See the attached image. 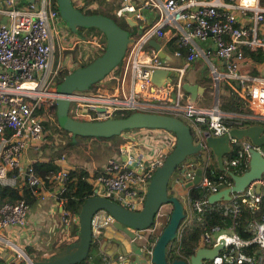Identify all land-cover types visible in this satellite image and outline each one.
I'll return each instance as SVG.
<instances>
[{"label": "built area", "instance_id": "2783aa9c", "mask_svg": "<svg viewBox=\"0 0 264 264\" xmlns=\"http://www.w3.org/2000/svg\"><path fill=\"white\" fill-rule=\"evenodd\" d=\"M76 1L72 0L79 9L99 7L93 4L97 0ZM113 10L117 17L143 25L134 32L132 26L122 59L97 81L95 89L93 85L67 96L68 114L84 121L133 111L181 118L191 131L192 142L202 146L178 162L168 178L167 194L179 198L184 216L174 237L165 244L166 260L194 264L191 257L197 248L221 245L214 256L201 260L205 264H264V172L243 190L230 193L229 199L208 200L210 194L232 185L230 173L248 169L250 150H260L261 146L248 137L231 135L230 149L222 154L223 167L219 168L206 143L209 135H223L231 128L264 121V60L248 54L264 53V0H121ZM143 10L150 13L149 18ZM69 35L84 41L70 32L59 14L57 0H0V185L17 189L20 195L13 202L0 204V228L15 226L23 232L28 226L25 188L33 197L44 199L51 194L56 198L65 186L71 166L64 155L54 158L56 169L42 175L33 165L35 159H24L23 152L44 143L47 132L57 127L56 86L65 75V64L55 49ZM150 39L157 40L159 48L150 45ZM95 44V52L103 51L104 35L95 36ZM197 59L202 60L213 87L208 106L190 101L183 86ZM157 69L166 70L160 82L153 79ZM222 92L229 97L224 103L236 109L220 107ZM120 138L97 173L88 169L87 179L93 185L91 195L137 211L144 205L155 170L174 148L176 135L165 127L144 126L126 128ZM170 211L162 213L159 208L144 235L132 240L148 255ZM161 215H166L165 223L158 218ZM72 220L77 224L75 240L79 213ZM112 220L105 209L94 212L92 241L100 244L102 231ZM191 230H198V235L193 253L186 255L182 242ZM141 236L144 241L139 240ZM2 241L11 250L7 263L32 261L24 247L0 235ZM114 258L122 260L123 255H105L100 264Z\"/></svg>", "mask_w": 264, "mask_h": 264}, {"label": "water", "instance_id": "95a60500", "mask_svg": "<svg viewBox=\"0 0 264 264\" xmlns=\"http://www.w3.org/2000/svg\"><path fill=\"white\" fill-rule=\"evenodd\" d=\"M60 16L72 32L79 26L94 27L104 36L106 45L104 50L86 65H78L58 82L56 92V119L58 125L74 134L83 136L110 137L120 135L122 130L134 127H165L176 135L175 146L166 156L165 161L155 170L148 186V191L142 209L133 211L118 202L100 195H90L82 203L79 210V234L75 241L57 250L47 258L35 259L31 262L21 261L17 264H77L83 260L89 251L92 240L91 218L98 209H105L113 217L112 226L126 234L133 240L138 234H144L146 228L154 222V217L162 204L170 203L166 225L158 235L150 255L152 264H187L185 260L175 259L168 262L165 257V244L174 237L176 227L184 216L183 206L175 195L167 194L168 178L178 162L189 154L196 152L202 145L192 142V134L188 125L179 117L161 113L134 111L124 117H115L97 121L76 120L69 116L68 95L74 90H87L91 85L101 80L116 66L126 49L129 31L121 27L112 17L103 13H84L74 6L72 0H57ZM127 22L134 27L136 22L127 18ZM135 28V27H134ZM136 29H133V32ZM149 44L159 48L160 43L150 39ZM161 55H165L160 51ZM166 70L157 69L153 72V79L160 82ZM184 89L190 92V101H195L197 92L203 90L196 81L184 83ZM248 137L261 149H251L248 169L241 174L230 173L232 185L220 189L208 196L209 202L229 199L230 193L241 191L252 180L257 179L264 172V125L254 123L245 127H234L228 133L214 136L209 135L206 143L214 153L219 168H222V154L229 151V137ZM200 169H198V172ZM199 176L196 177V180ZM120 242V241H119ZM121 243V242H120ZM221 245L211 248H197L191 261L194 264H205L202 257L214 256ZM0 264H9L0 261Z\"/></svg>", "mask_w": 264, "mask_h": 264}, {"label": "crops", "instance_id": "0c3cea01", "mask_svg": "<svg viewBox=\"0 0 264 264\" xmlns=\"http://www.w3.org/2000/svg\"><path fill=\"white\" fill-rule=\"evenodd\" d=\"M114 1V0H112ZM143 22H140L135 24L133 29L138 30L140 27H142ZM73 34H77L76 32H73ZM74 51L72 54L70 55H74L72 58L70 59H65L67 57V55H62L60 54V57L62 59V61L65 64L64 69L68 70H72L75 67H77L78 64V58L76 55L77 50L79 51V48L77 49V47H73ZM76 48V49H75ZM70 63H67V62ZM199 62V63H198ZM198 64H201L202 66V60L197 59V61L194 63V65L190 68V70L186 73L185 79H184V83L186 82H194L196 81L198 83V85H201L203 87V90H199L197 92L195 101L201 105L204 106H208L210 102H203L204 100H206L207 97H205L203 95V93L205 92V85H203L202 82V78H201V74H199L195 68L199 67ZM206 70V69H205ZM204 78L206 79L207 85H208V95H211L213 97V92H212V86L210 85V78L209 75L207 74V70L204 72ZM187 96L188 98H190V92L186 90ZM228 94L225 92L224 96L222 97V99H229V97L227 96ZM228 101V100H226ZM226 105V104H225ZM228 105V104H227ZM260 124V123H259ZM43 144V143H42ZM42 144L40 143L39 145H37V148L34 147H27L24 152H23V157L24 159H30V160H34L35 158H40L41 160H47L49 159L50 155L53 153H48L47 149L42 148ZM47 147V145H46ZM48 154V155H46ZM61 155H55V158H59ZM35 202L38 205V210L34 209L32 210L31 206L30 209L28 211V226L27 227H23V232L20 231V229L18 227L15 226H7L4 228H0V235H2L3 237H8L9 239L15 241L16 243H18L20 246L23 247V245H21V241L24 243L25 247H34L36 249L35 252V257H39V256H45L47 254H53L54 250L50 251V252H42L43 250H45L48 245H50L53 242V234H55V230H57L59 227H62L63 229V234L59 236V238H64L60 241V243H57V245H55V251H57L60 248V244H66L67 240V244L68 243H72L74 240V237H70L67 232L65 230L67 229V224L65 225L63 223V225H54L53 222L58 220V216L54 214L55 210H58L60 212L61 209V202L58 203L55 196H53L52 194L47 196L44 199H41L39 197H35ZM54 201L55 205L53 206L52 202ZM51 205V206H50ZM43 206H47L46 209V215L49 216V214H51V217H47L45 215H43L41 209ZM56 206L57 209H55L54 207ZM28 233V236H25V234ZM144 235V234H143ZM39 237V242H41V245H37L34 246L33 244V237ZM63 240H66L65 242L61 243ZM140 241H144V236H141L139 238ZM121 243H120V242ZM3 241L0 243L1 248H0V256L2 257V259L6 262H8L9 259V255H10V249L7 248L6 244L5 246L3 245ZM66 244V245H67ZM25 249V248H24ZM98 251L100 253L104 255H109V256H113V257H117V255L122 254L123 258L122 260H118L116 258H114L113 261L109 260L107 261L106 264H152L147 252L144 250V247H139L137 245L134 244V241L128 239V237L126 236V234L116 228H114L111 224L110 225H106L102 231L101 234V242L100 245L98 247ZM37 255V256H36ZM99 263L100 262H96Z\"/></svg>", "mask_w": 264, "mask_h": 264}, {"label": "rangeland", "instance_id": "374dc122", "mask_svg": "<svg viewBox=\"0 0 264 264\" xmlns=\"http://www.w3.org/2000/svg\"><path fill=\"white\" fill-rule=\"evenodd\" d=\"M74 4H77L76 0H73ZM113 3L112 0H103V1H98L97 2H93L94 5L96 6H100V4L102 5V7L100 8V10H112L114 9V7H111V4ZM144 14L146 15L147 18L150 17V13L146 10H143ZM118 21H124V19L119 18L118 17ZM131 26V25H130ZM126 28H128V31H132V26L131 27H127L125 25ZM85 37H84V41H79L76 40L73 36L69 35L66 39V41L61 44L60 46L56 47L55 51H57V53L60 52V50L64 47V46H69L71 48L73 47H77V49L79 48V51L77 50L76 55L78 58V64H80L82 61L85 60H89L91 59L96 53L95 50L96 48H98V46L95 44V36L98 37L99 34L103 35V33H101V31L97 30V29H91V30H85ZM97 41H99V39L96 38ZM74 55H70L68 54L67 57L65 59H70L72 58ZM67 63H70L69 61ZM199 63V62H198ZM199 67L195 68L196 71L201 74V78H202V82L203 85H205V92L203 93V95L206 98V100H204L203 102H210L212 99L211 95H208V85L206 82V79L204 78V72L205 67L201 64H198ZM66 70V69H64ZM107 77V76H106ZM211 83V80H210ZM99 85V83H95L94 84V89ZM212 86V84H210ZM213 88V87H212ZM223 94H220V107L224 108L226 105L222 99V97L224 96V92H222ZM70 116V115H69ZM77 120V119H76ZM260 124L264 125V121H258ZM68 131L62 129L61 127L59 128V126L57 125L56 128H53L50 130V132H47V136L45 137V140L43 141L44 143L42 144V148L47 149L48 153H52L53 150H56V155H64V159L66 161V163L68 165H70L71 167L74 166H81L84 167L86 169H98L105 161L106 159L116 150V148L118 147V145L120 144V136L116 135L113 138H88V137H81V136H77L76 139L74 140H70V133H66ZM116 140V141H115ZM118 140V143H117ZM47 145V147H46ZM48 155V154H46ZM58 158V157H57ZM35 159H40V158H35ZM52 203V205L54 206L55 203L54 201L50 202ZM60 203V202H59ZM51 206V205H50ZM55 209L56 206L54 207ZM30 209V206H29ZM32 210L37 209L38 210V205L37 203H34L31 207ZM46 209L47 206H43L41 211L43 213V215L47 216V217H51V214L46 215ZM171 209V204L170 203H165L162 204L160 207V212H165V211H169ZM55 215L58 216V220L53 222L54 225L59 226L60 224L63 225V223L66 225L67 224V229L65 230L67 232L68 235H70L71 233V226H72V220H68L67 219V223H65V219L63 218V206H62V202H61V209L60 212L58 210H55L54 212ZM163 223L166 222L167 218L166 215H161L158 217ZM63 228L59 227L57 230H55V234H53V242L48 245V247L43 250L42 252H50L52 250L55 251V245H57V243H60V241L64 238H59L60 235L63 234ZM157 231H159L157 229ZM66 240H63L61 243L65 242ZM68 242V240H67ZM66 242V244H67ZM33 244L34 246H37L38 244L41 245L42 243L39 242V237H33ZM4 245V244H3ZM21 245H23V247L25 248L26 252H28L33 259H35V252L36 249L32 246V247H25L24 243L21 241ZM61 245V244H60ZM69 245V244H67ZM50 254H47L45 256H49ZM37 256V255H36ZM39 257H44V256H39ZM32 259V260H33Z\"/></svg>", "mask_w": 264, "mask_h": 264}, {"label": "trees", "instance_id": "16d2710c", "mask_svg": "<svg viewBox=\"0 0 264 264\" xmlns=\"http://www.w3.org/2000/svg\"><path fill=\"white\" fill-rule=\"evenodd\" d=\"M103 1V0H100ZM121 0H114L113 3L111 4V7L116 8L120 4ZM90 0H86V3H89ZM102 7H82L80 10L84 13H103L106 14L110 17H112L121 27L126 28L131 27L127 20H124L123 22L118 21V17L114 13V10H100ZM69 28V27H68ZM91 29H96L94 27H86V26H79L77 28L76 33L80 35L81 37H85V30H91ZM128 29V28H126ZM70 30V28H69ZM98 30V29H97ZM129 30V29H128ZM99 31V30H98ZM71 33H73L70 30ZM104 35V34H103ZM105 39V36H104ZM102 50H98L95 52L96 54L89 60L82 61L79 65H86L89 61H91L94 57L98 56ZM248 54H250L255 60L257 61H263L264 60V53L259 52L255 53L254 51H248ZM73 70V69H72ZM65 74L69 73L71 70H64ZM93 87L91 85L89 88ZM227 106V105H226ZM228 109H236L233 105H228ZM134 112V111H133ZM132 112H126L122 115H118V117H124ZM55 118H56V107H55ZM48 121H44V124L47 125ZM57 123V119H56ZM58 125V123H57ZM59 126V125H58ZM60 128V126H59ZM70 133V132H66ZM77 136L81 137H88V138H105V137H97V136H83L79 134H74L70 133V140L76 139ZM116 135L107 137V138H113ZM105 138V139H107ZM122 138H120V141ZM116 141V140H115ZM118 143V140H117ZM56 150H53V153L50 155L49 159L47 160H41V159H35L33 161V165L36 169V171L42 175H45L49 173L51 170H54L57 168V165L53 162L55 155H56ZM94 173H97V168L96 170H93ZM89 176V171L88 169L81 167V166H74L71 167L68 171L67 175V180L65 183L64 188L56 195V200L58 202H62L63 206V218L65 219V223H67L68 220H72V217L75 213H79L80 207L84 200L89 197L93 193V185L92 183L87 179ZM24 199L28 203L29 206H31L35 202V197H33L30 192L29 188L24 189ZM19 193L17 189L8 186V185H0V204H2L5 201H10L13 202L19 197ZM208 214V209L205 210L204 215ZM73 222V220H72ZM71 233L70 237H75L76 235V230H77V224L74 222L72 223L71 226ZM198 235V230H191L188 234L187 237L183 239L182 242V252L186 255H190L193 253V248L195 246V240L197 239ZM78 236V235H77ZM77 238V237H76ZM100 244L94 242L91 240V245L88 251L87 256L78 262L77 264H83L85 261H94V262H101L103 261V254L98 251V247ZM66 246V244H61L59 249H62ZM58 249V250H59ZM48 256L44 257H35V259H40V258H47ZM0 261H3V259L0 258ZM114 264V263H113Z\"/></svg>", "mask_w": 264, "mask_h": 264}, {"label": "flooded vegetation", "instance_id": "af4514ba", "mask_svg": "<svg viewBox=\"0 0 264 264\" xmlns=\"http://www.w3.org/2000/svg\"><path fill=\"white\" fill-rule=\"evenodd\" d=\"M76 49V48H75ZM74 51V48H71L69 46H64L61 50H60V54L62 55H68V54H72Z\"/></svg>", "mask_w": 264, "mask_h": 264}, {"label": "clouds", "instance_id": "9594fccd", "mask_svg": "<svg viewBox=\"0 0 264 264\" xmlns=\"http://www.w3.org/2000/svg\"><path fill=\"white\" fill-rule=\"evenodd\" d=\"M94 84H95V83H94ZM94 84H93V85H94ZM120 135H121V134H120ZM120 135H118V136H120ZM112 221H113V220H112ZM111 225H112V223H111ZM77 237H78V236H77ZM75 240H76V239H75ZM75 240H74V241H75ZM68 244H71V243H68ZM27 253H28V252H27ZM104 256H105V255H104ZM33 260H35V259H33ZM33 260H32V261H33ZM3 261H4V260H3ZM5 262H6V261H5Z\"/></svg>", "mask_w": 264, "mask_h": 264}]
</instances>
